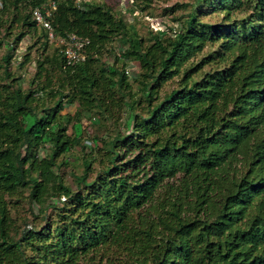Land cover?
Here are the masks:
<instances>
[{
    "label": "trees",
    "instance_id": "16d2710c",
    "mask_svg": "<svg viewBox=\"0 0 264 264\" xmlns=\"http://www.w3.org/2000/svg\"><path fill=\"white\" fill-rule=\"evenodd\" d=\"M0 3V264H264V0L178 5L189 11L178 29L147 37L91 0ZM36 10L56 38L90 41L85 62L49 52ZM115 41L119 54L104 61ZM85 125L106 136L91 139L73 188L62 166L87 150ZM23 202L34 216L52 210L44 228L16 229Z\"/></svg>",
    "mask_w": 264,
    "mask_h": 264
},
{
    "label": "rangeland",
    "instance_id": "374dc122",
    "mask_svg": "<svg viewBox=\"0 0 264 264\" xmlns=\"http://www.w3.org/2000/svg\"><path fill=\"white\" fill-rule=\"evenodd\" d=\"M90 1V0H88ZM95 1L100 4H105L108 5L109 7L113 8V10L119 14L124 16L126 21L129 24H132L138 31V33L143 36L147 37L148 33L153 30H158L160 32H165L166 28H168L172 25L173 27L178 29L179 26L175 25L173 23L174 17H181L182 15H187L189 11L183 10L182 8H177L178 5L179 7L181 5H187L191 4L194 2V0H143L144 2L141 3L139 0L137 2H132L130 0H91ZM139 3V4H137ZM144 7H147L145 10ZM172 7H175L177 11L173 15H169L167 12V9H171ZM143 10V11H142ZM204 21L206 22H214L216 21V18L213 17H206L204 18ZM18 32V30H17ZM5 35V34H4ZM36 38H25L22 43L19 45V48L15 54V59H14V68L18 69V64L22 61L23 55L28 53V48L29 46L35 45ZM50 48L49 52L52 53L53 50L55 49L57 43L55 41L50 42ZM119 43L118 41H115L112 43L108 49L105 51V58L104 61L108 62H114V56L119 54ZM38 46L32 49L30 52L31 58L35 59L38 56L40 57V54H42V51H38ZM4 50L0 53V56L4 54ZM121 65V64H120ZM133 68V69H131ZM130 75L134 73L136 70L133 66H130L128 68ZM35 73V67L34 64L30 63L26 65L21 71L20 74L24 77V80L27 81L30 79ZM177 85L175 83L168 84L164 88V92L170 91L173 88H175ZM24 87H27V84H24ZM137 90V89H136ZM77 110V106H67L66 109L64 110V113L74 115ZM125 117H123L124 119ZM95 123H99V121H95ZM124 121H120V125H123ZM105 129L108 132V135H111L116 132V127L117 124L116 122H106ZM97 126H86L85 125V131L83 133V143H85L87 150H83L80 147L76 148L73 152V154L70 156V166H62V172L63 176L65 178V181L68 185L75 187L73 184V178H72V173H78L81 174L83 170V159L85 154L91 152V139L96 137V136H106V132L100 131L97 129ZM125 130V128L123 127ZM70 133H72V129L70 128ZM88 142V143H87ZM95 169L98 170L100 168L99 165L95 164L94 165ZM35 212V211H34ZM33 210L28 206L26 202H23L22 204L19 205V207L13 212V217H14V226L16 229L22 230L25 227V223L31 225V226H36L39 229L44 228V225L46 224V220L44 219L49 215V220L51 219L52 216L50 214L52 213V210H48L46 213L43 215L40 214L38 216H34ZM36 213V212H35ZM28 226V227H31ZM97 257V258H96ZM89 256L86 259H83V261L80 262V264H123L121 263L120 260L117 259H108V260H103L100 262L99 256Z\"/></svg>",
    "mask_w": 264,
    "mask_h": 264
},
{
    "label": "built area",
    "instance_id": "2783aa9c",
    "mask_svg": "<svg viewBox=\"0 0 264 264\" xmlns=\"http://www.w3.org/2000/svg\"><path fill=\"white\" fill-rule=\"evenodd\" d=\"M55 9L56 4L51 2L47 10V15L49 16L51 11ZM33 17L38 25H43L48 30L50 41H55L60 47L68 66H75L86 61V49L90 44L88 39L74 34L66 39L56 38L52 27L45 21L40 10L34 11Z\"/></svg>",
    "mask_w": 264,
    "mask_h": 264
}]
</instances>
